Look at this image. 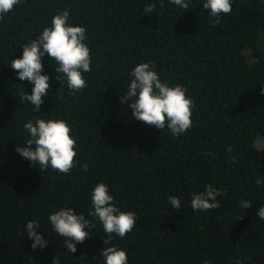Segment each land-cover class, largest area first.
Returning a JSON list of instances; mask_svg holds the SVG:
<instances>
[{
    "label": "trees",
    "instance_id": "obj_1",
    "mask_svg": "<svg viewBox=\"0 0 264 264\" xmlns=\"http://www.w3.org/2000/svg\"><path fill=\"white\" fill-rule=\"evenodd\" d=\"M187 2L185 11L169 0L163 7L161 0H22L0 19V264H104L100 251L110 246L124 250L128 264H264V220L257 217L264 206V0H231V13L214 27L205 0ZM151 3L156 9L144 13ZM65 9L70 25L86 29L92 71L84 73L87 86L70 94L45 54L41 74L50 88L37 112L21 101L33 85L10 62ZM148 62L194 102L192 127L179 136L137 121L120 103L131 71ZM38 118L70 125L77 164L69 174L41 173L17 153L30 138L23 125ZM98 183L108 186L114 206L137 216L132 232L109 244L89 216ZM209 184L223 193L220 207L193 211L192 194ZM169 196L180 199V210ZM241 201L252 206L243 209ZM60 208L95 224L75 253L48 220ZM31 220L47 241L42 249L30 246Z\"/></svg>",
    "mask_w": 264,
    "mask_h": 264
},
{
    "label": "clouds",
    "instance_id": "obj_2",
    "mask_svg": "<svg viewBox=\"0 0 264 264\" xmlns=\"http://www.w3.org/2000/svg\"><path fill=\"white\" fill-rule=\"evenodd\" d=\"M22 0H0V19L11 12ZM169 3L179 6L187 11V0H169ZM160 6L163 7L161 0ZM157 5L151 3L143 8V12L151 14ZM202 7L209 10L212 17V26L220 22L221 14H230L232 11L231 0H205ZM69 10L54 15L51 19V27H45L34 39L23 45L20 58L13 59L10 67L17 72L20 81H28L33 85L31 94L22 89L21 101L30 102L34 111L39 112L44 103L42 97L49 93V76L41 74L43 71L42 58L47 54L51 61H55L56 79L59 83L66 81L70 94L83 90L86 85L84 73H90L91 51L84 43L87 39L86 29L81 26H72L68 23ZM151 62L140 63L130 73V83L127 92L120 96V103L127 104L132 116L145 125L163 130L167 127L174 137L185 133L192 127L193 100L186 95V89L180 85L169 86L162 81ZM264 93V87L261 88ZM28 138L25 146L16 148L17 153L28 160L32 166L37 163L40 172L51 168L58 173L69 174L76 166V140L71 135V127L61 119H36L23 125ZM34 145V147H33ZM229 152L232 149L229 147ZM209 155H212L209 153ZM235 161V157H230ZM87 171V165L83 166ZM262 180L258 177L256 184ZM223 193L211 184L206 185L204 191L194 193L191 196V208L193 211H210L220 207L217 197ZM114 197L109 194V188L104 183H98L91 192V204L93 211L89 216L95 217L102 224L107 238L103 244H109L113 235L124 238L132 232L137 225V216L134 212L121 211L113 204ZM168 200L176 211L181 209V201L175 196H169ZM243 209L252 206L249 201H241ZM257 217L264 220V206L258 212ZM242 217H239L240 219ZM48 220L59 236L65 240V246L70 253L77 251L76 245L89 238V229L94 228L90 220L83 214H76L71 208H60L50 214ZM40 228L34 221L26 223L25 232L33 242L30 245L33 250L37 247L44 248L47 241L36 231ZM100 255L104 257V264H128L127 253L115 246L103 248ZM52 264H59L58 259H53ZM204 264H210L205 261Z\"/></svg>",
    "mask_w": 264,
    "mask_h": 264
},
{
    "label": "rangeland",
    "instance_id": "obj_3",
    "mask_svg": "<svg viewBox=\"0 0 264 264\" xmlns=\"http://www.w3.org/2000/svg\"><path fill=\"white\" fill-rule=\"evenodd\" d=\"M259 143L261 147L264 146V141L260 140Z\"/></svg>",
    "mask_w": 264,
    "mask_h": 264
}]
</instances>
